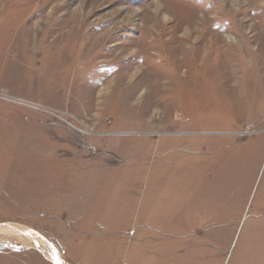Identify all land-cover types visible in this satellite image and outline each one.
<instances>
[{
	"label": "rangeland",
	"instance_id": "1",
	"mask_svg": "<svg viewBox=\"0 0 264 264\" xmlns=\"http://www.w3.org/2000/svg\"><path fill=\"white\" fill-rule=\"evenodd\" d=\"M5 225L67 264H264V0H0ZM0 264L54 263L0 233Z\"/></svg>",
	"mask_w": 264,
	"mask_h": 264
},
{
	"label": "bare ground",
	"instance_id": "2",
	"mask_svg": "<svg viewBox=\"0 0 264 264\" xmlns=\"http://www.w3.org/2000/svg\"><path fill=\"white\" fill-rule=\"evenodd\" d=\"M0 233L12 234L19 236L20 238L26 237L31 241L34 247L39 249L43 253V255H45L54 264H67L62 259L60 254L56 251V249L46 239H44L42 236H40L34 231L27 230L25 228L16 225L15 226L5 225V226H0Z\"/></svg>",
	"mask_w": 264,
	"mask_h": 264
}]
</instances>
